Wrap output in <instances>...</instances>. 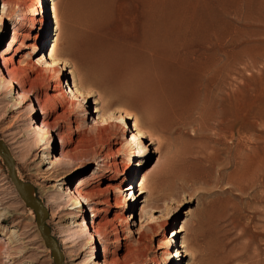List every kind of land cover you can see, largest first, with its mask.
Here are the masks:
<instances>
[{"label": "rangeland", "instance_id": "rangeland-1", "mask_svg": "<svg viewBox=\"0 0 264 264\" xmlns=\"http://www.w3.org/2000/svg\"><path fill=\"white\" fill-rule=\"evenodd\" d=\"M41 1L43 12L36 14L31 35L23 39L20 33L28 29L30 7L39 0H7L5 7L0 0V72L6 74L3 53L11 58L7 67L26 80L21 92L18 85L3 82L0 73V138L14 157L18 176L34 187L47 207L46 223L60 244L64 263L264 264V0H161L171 26L204 28L228 51L230 78L221 95L211 90L224 76L217 68L223 56L217 67L207 68L194 59L196 46L182 37L153 58L142 32L121 19L128 0H103L106 21L85 17L81 0ZM113 12L119 13L120 22ZM79 36L91 52L108 51L156 71L151 85L171 88L185 109L177 140L159 145L139 133L135 118L125 112H135V104L126 99L110 106L116 116L113 125L103 142L96 143L105 101L118 95H74L73 56L61 55L58 71L47 69L51 77L45 86L31 85L38 68H48L54 47ZM124 70L125 64L115 68L118 82ZM46 93L61 97L62 104L41 112L38 99ZM212 104L242 107L251 115L241 119L243 126L229 125L218 135L202 118ZM82 137L98 150L95 157L77 153ZM199 140L209 145L207 158L201 160L195 157ZM26 142L33 147L23 159ZM46 152L50 157L42 163ZM115 163L119 174L110 167ZM127 164L130 170L121 174ZM69 189L72 192L64 193ZM71 198L83 201V212L69 208ZM108 222L112 225H104ZM93 226L102 227V233ZM0 264H55L35 212L20 197L1 156Z\"/></svg>", "mask_w": 264, "mask_h": 264}, {"label": "bare ground", "instance_id": "bare-ground-1", "mask_svg": "<svg viewBox=\"0 0 264 264\" xmlns=\"http://www.w3.org/2000/svg\"><path fill=\"white\" fill-rule=\"evenodd\" d=\"M2 1L5 7V2L7 0H2ZM162 1L161 0H128L130 6L127 9V12L123 16V18H121V16H118L119 13L117 12L116 13L113 12V14L114 17L115 15L119 17V19H117V22H120V20L122 19L123 21L128 22L134 30L136 31L139 30L140 32H142L144 47L148 50V52L153 58L156 57L157 51H159L161 48H166L171 46L172 44H176L183 37L185 38L184 40L186 42L196 46V49L193 50V53L195 56L194 59H196L198 62L202 61L206 63L207 68L209 67L211 68L212 66L217 67V65L221 63L220 65H218L217 68L222 69V71L224 72L223 73L224 76L220 83L218 84L217 82L215 83L216 88L214 89L212 88L213 90H211V92H213L215 95H221L223 93L224 87L226 86L227 83H229V78H230L228 51L222 45L216 43L213 37L211 36V34L209 33L210 31L204 28L182 29L181 26L179 27L171 26L169 24L168 14L164 8V4H163L164 2L162 3ZM103 2H104L103 0H86V1L81 0L78 3H79L80 11H82L84 16L90 19V21L96 18L98 20L106 21V18L108 16L106 15L104 8H100ZM42 7L43 6L41 0H39V4L36 5L33 4L30 7L29 17L27 18V23H26L28 29L25 30V32L20 33V36L23 37V39L28 38L31 35L30 33L31 25H35V23L38 21L37 19L38 17L36 16V14L43 12ZM40 22L41 23L44 22L43 17L40 20ZM117 22L111 21L110 23L116 24ZM34 39L35 41H37L38 34L34 37ZM133 40L134 39H132L131 41ZM21 43H22L21 45H23L24 40ZM61 55L62 56L69 55L75 58V61H70V64H72V66L74 67V74L77 76V81L75 82L74 95H78V93L82 94L83 93L82 91L84 92L87 91L89 93L90 92L97 93V91L98 93H100L104 91L107 93L108 96L114 93L118 95L117 99L109 100L107 98L105 101L104 104L105 108L103 110V119H102L104 125L99 127L98 129L99 131L97 132L96 137L94 136L93 138L94 140L96 139V143L103 142L104 138L106 137V134H108L107 131L113 125L112 119H114V117L116 116H114L115 112L113 109H110V106L122 104L124 101H126V99L135 104V109H136L135 112H130L127 110L125 112L128 113L129 116L135 118L136 120L135 126L138 128L139 133H141L142 135L149 136L150 138L158 142L159 145H162L164 141H168L171 144L172 141L174 142L175 140L178 139L181 133V125L184 123L185 120V109H182L181 106H179V100L176 98L177 97L176 93L171 88L164 85L162 86L159 85L158 87H153L151 85L152 84L151 79L157 75L156 71L152 67L150 66L140 67L137 64L127 62V60L123 59L122 57L121 58L113 57L111 53L108 51L96 52V53L91 52L88 49L85 39L79 36L74 38H67L64 40L63 43L58 44L54 47L52 54H50L51 62H47L49 64V65L47 64L48 68L44 66H42V68H38V75L30 79L31 85L34 86L38 84L39 86H41L47 84V82L50 80L49 77H51L49 76L47 69H49L48 71H50L53 68L55 72L58 71L57 64L59 62L58 60ZM219 55L223 56L224 58L221 62L218 61ZM1 59H2V65L6 71V74L0 72L2 73V78H1L2 81L6 82L8 85H13V84L18 85V87L21 89V92H23L24 83L26 80L22 77H19L16 70L9 68V64L7 67V63L9 61L11 62V58L8 55L2 53ZM120 64H125V70L122 75L123 80L118 82L115 79L116 72H114V70ZM36 66L37 65L35 62L31 63L29 66V70L34 71ZM22 69L23 68H21V70ZM94 81L99 83V87H97L94 84ZM61 85L62 84L60 83V86ZM3 87L4 85L0 88ZM95 87H97L98 89H96ZM64 92L65 90L63 91V94ZM11 97H12L11 101L13 102V106L18 107L17 106L18 103H16L15 96L12 95ZM56 103L62 104L61 97L50 96L48 93L45 94L44 99L43 98L38 99V104L41 109V112H45L47 108H51V107L53 108ZM65 113L66 110L64 111V116ZM202 113H203L202 118L204 119V121L209 122L210 125L212 123V125L214 126L213 132L214 133L216 132V134L218 135L222 134L223 131H225V128L229 125L243 126L242 123L243 121L241 119L246 115L249 114L251 115L249 110L244 109L242 107L231 108V109L216 108V107L214 108L213 104L210 106V110L208 114L206 111ZM253 116L255 118H258L256 112L253 113ZM256 123L258 124L260 123V121L259 120L257 121L256 119ZM44 124L45 126L48 127L49 126L53 127L54 125V124L53 125L49 124L48 121L46 120H44ZM59 137L61 139L64 138L63 134H59ZM108 139L109 138H107L106 141H108ZM205 142H203L202 140L198 141L197 150L195 152V157L197 159L200 160L205 159L209 154V145L207 144V142L206 143ZM90 144L91 142H88L87 138L82 137L79 141L77 153L79 155H84V156L91 155L95 157L98 154V150L95 147H92V145ZM32 147L33 144L29 142L28 143L26 142L23 145V151H22L23 159H27L30 157L31 154L30 150L32 149ZM49 157L50 155L48 153L47 155L43 154L40 157L41 158L40 161L42 163L46 162V159L47 158L49 159ZM128 165L129 164L125 166L124 171L121 174H125L130 170V166ZM110 167H112L114 173L119 174L120 172L119 165L117 163L110 164ZM32 175L36 176L37 174H32ZM70 192H72L71 189L65 191L64 193H70ZM31 193L35 195L33 186H31ZM70 201H72V203L70 204L69 208H72L77 212H83L82 200H80L79 198H71ZM107 224L112 225L111 222H108L104 225ZM93 229L96 233L100 234V232L102 231L101 229L103 228L99 227L96 229V227L93 226ZM116 231H119V229H116ZM94 264H101V263L100 261H97Z\"/></svg>", "mask_w": 264, "mask_h": 264}, {"label": "water", "instance_id": "water-1", "mask_svg": "<svg viewBox=\"0 0 264 264\" xmlns=\"http://www.w3.org/2000/svg\"><path fill=\"white\" fill-rule=\"evenodd\" d=\"M0 156L6 164L8 174L26 205L31 207L35 212L36 225L44 243L50 248L53 261L55 264H65L64 255L58 240L50 233L46 219L48 217V209L42 200L31 193V184L22 180L16 172L14 157L8 146L0 138Z\"/></svg>", "mask_w": 264, "mask_h": 264}]
</instances>
